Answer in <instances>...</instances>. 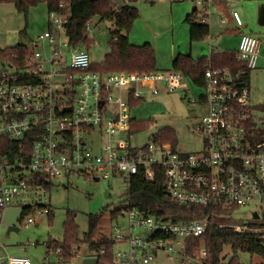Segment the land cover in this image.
Instances as JSON below:
<instances>
[{
    "label": "built area",
    "instance_id": "2783aa9c",
    "mask_svg": "<svg viewBox=\"0 0 264 264\" xmlns=\"http://www.w3.org/2000/svg\"><path fill=\"white\" fill-rule=\"evenodd\" d=\"M188 1L193 4L192 21L200 24H209L220 8L216 0ZM113 3L119 11L130 0ZM231 15L237 26L244 25L236 10ZM228 21L223 14L220 22ZM67 23L66 15L50 13V28L38 37L44 51L36 48L39 43L22 54L0 49V143L8 139L18 145L16 152L7 149L0 155V227L9 207L24 205L30 192L44 191L35 184L36 176L45 175L50 182L121 180L126 201L113 217L124 216L126 222L114 225L107 236L113 249L105 264H151L160 253L179 264H188V258L203 264L205 245L190 254L188 244L206 232L208 217L163 219L132 203L133 181L141 175L147 181L163 178L164 198L180 206L221 211L230 221L220 223V228L264 236V124L252 114L244 69L205 66V92L199 99L205 112L194 125L202 136L199 151L178 149L156 135L138 146L133 143L131 101L158 93L160 85L168 91L177 89L184 74L174 69L95 71L83 41H71ZM260 46L257 36L242 33L236 60L246 69L257 68ZM213 52L224 51L211 47L209 60ZM243 207L250 218L237 221L236 212ZM44 212H50L47 205ZM34 222L32 215L27 217V224ZM51 252L57 261L49 259ZM50 253L46 264H67L58 257L60 248ZM108 253L105 247L90 256L100 263ZM0 264L32 262L8 255L0 257Z\"/></svg>",
    "mask_w": 264,
    "mask_h": 264
},
{
    "label": "rangeland",
    "instance_id": "374dc122",
    "mask_svg": "<svg viewBox=\"0 0 264 264\" xmlns=\"http://www.w3.org/2000/svg\"><path fill=\"white\" fill-rule=\"evenodd\" d=\"M118 3L121 0H117ZM241 16L244 26L240 27L245 33L257 36L261 41L260 60L258 67L250 70L248 85L251 92V108L255 120L264 124V25L259 23V13L264 0H227ZM139 11V17L134 21L129 38L134 44L151 42L156 53L158 70L173 69V59L179 53L191 55L194 59L208 56L211 45L222 50L234 51L237 49L238 35L227 33V27L234 24H220L215 13L212 15L210 35L202 40L191 43L190 24L185 21L187 13H191L193 4L188 0H137L133 2ZM231 8V10H235ZM213 22V23H212ZM88 48L91 62L100 64L110 51V39L113 22L100 20L95 16L90 21ZM50 28V13L44 2L32 7L27 14L19 12L13 3H0V49H11L25 45L33 49L39 43L38 37ZM125 33L126 30H123ZM217 39V40H216ZM192 44V46H191ZM44 51L41 43L36 47ZM50 51V45L47 46ZM159 92L147 95L140 100H132L131 116L143 124L141 129L134 131L133 143L145 145L154 135L165 131L172 132L178 149L199 151L202 147V136L194 130V125L205 112V107L199 102L205 92L204 86L197 85L189 76H184L179 87L173 91L160 85ZM197 100V102L194 101ZM138 101V102H136ZM103 136H100V141ZM99 141V139H98ZM51 188L46 192H30L24 205L48 203L53 210L52 215L41 213V210L32 215L35 222L26 224L27 215L18 221V231H11L5 220L0 227V257L11 255L30 258L32 264H46L48 257L46 243L50 240H63L64 222L68 212L74 215L80 238L83 239L89 229V215L101 214L96 226L93 240L103 236H111L114 225L124 224L126 217L117 219L113 213L120 211L125 205V190L121 180L91 178H73L71 181L55 179ZM107 194V195H106ZM236 220L250 218L248 208H240L236 212ZM201 247H204L202 241ZM74 256L67 264H82L84 258L91 255L87 243L74 247ZM227 262L233 257L241 264H259L262 259L249 253L238 252L236 256L226 248ZM49 259L57 261L56 255L51 252ZM202 258V256H201ZM188 264H202L201 260L194 261L188 258ZM151 264H179L178 261L168 260L160 253Z\"/></svg>",
    "mask_w": 264,
    "mask_h": 264
},
{
    "label": "trees",
    "instance_id": "16d2710c",
    "mask_svg": "<svg viewBox=\"0 0 264 264\" xmlns=\"http://www.w3.org/2000/svg\"><path fill=\"white\" fill-rule=\"evenodd\" d=\"M44 2L47 4L49 13L57 12L68 17L67 29L72 42L83 43L89 47L90 39L87 35V24L95 17L99 16L100 20L117 21L110 39V51L106 53L104 60L100 64L92 65V69L101 73H112L117 71L126 72H151L158 70L156 64L155 49L150 43L135 45L130 41L129 32L134 21L139 17V11L136 7L127 5L123 6L119 11L114 8L113 0H0V3H13L19 12L28 11ZM192 13L186 17V21L190 24V40L191 42L202 41L210 35V25L193 22ZM123 30H126L124 33ZM25 45H19L11 48V51L23 53ZM211 63L216 67H231L233 69H244V79L248 81L250 69H246L243 63L236 60V55L229 51L213 52L211 59L205 56L199 60H195L191 53H180L173 60V69L181 71L184 76L191 77L197 85L204 86L205 66ZM138 102V101H136ZM135 103V102H134ZM131 101V105H133ZM133 131H137L143 127V124L132 121ZM163 142H170L176 146V139L172 132H163L156 135ZM17 144L11 140L4 139L0 143V155L10 149L13 152L17 150ZM35 184H41L44 189L51 188V182L45 175L35 177ZM131 201L145 209H151L158 217L163 219H173L174 221H186L194 218L206 216L209 223L206 232L197 238H192L188 244L190 254L199 248L203 241L207 250V256L203 264H241L237 257H233L226 262L227 255L224 254L226 248L234 253L246 252L251 257L257 255L262 259L259 264H264V236L254 233H234L229 228H220L219 224L228 222L230 219L208 208L180 206L163 196V178L158 177L155 180L147 181L143 176L135 177L131 189ZM44 207L38 204L37 207L31 205L24 206V213L21 217L30 216ZM53 210L48 213L52 215ZM115 213V212H114ZM113 213V214H114ZM101 219V214L89 215V229L85 233L83 239L80 238L78 226L75 223L74 215L68 212L67 219L64 222L63 240H50L46 243L47 253L51 250L60 248L62 250L59 259L66 262L70 261L74 256V247L81 243H87L90 252L100 251L107 247L109 253L107 257H101L99 264H105L112 255L113 243L107 236L93 240V234Z\"/></svg>",
    "mask_w": 264,
    "mask_h": 264
},
{
    "label": "crops",
    "instance_id": "0c3cea01",
    "mask_svg": "<svg viewBox=\"0 0 264 264\" xmlns=\"http://www.w3.org/2000/svg\"><path fill=\"white\" fill-rule=\"evenodd\" d=\"M122 1V0H121ZM137 0H130V6H133V7H136V6H134V4H132L133 2H136ZM216 1H218L219 2V4H220V8L215 12V15H214V17L216 16V19H217V22L218 23H220V24H222L221 22H220V18L222 17V15L223 14H225V15H227L228 16V18H229V21H228V23L227 24H225V25H229V24H234L235 26H234V28L232 27H227L225 30H226V32L227 33H236L237 35H238V44H237V49H238V46H239V41H240V37H241V34L242 33H245V31L243 30V29H241L240 27H242V26H237L236 25V23H235V20L233 19V17H232V15H231V8H235L234 6H232L231 5V3H229V2H227V0H216ZM137 8V7H136ZM234 10V9H233ZM235 10H236V8H235ZM192 12H193V9H192ZM191 12V13H192ZM191 13H187V15H186V17L189 15V14H191ZM185 21H186V18H185ZM213 23V22H212ZM244 26V25H243ZM190 29V28H189ZM210 29H211V25H210ZM211 31V30H210ZM190 34V33H189ZM217 40V39H216ZM130 41H131V39H130ZM132 42V41H131ZM133 43V42H132ZM145 43H150L151 44V42H145ZM192 43V42H191ZM134 44V43H133ZM135 45H138V44H135ZM142 45V44H141ZM191 46H192V44H191ZM211 47H214V46H212L211 45ZM236 49V50H237ZM220 50H222V49H220ZM236 50H234V51H229V50H222V51H229V52H232V53H234L235 54V51ZM181 52H179L178 54H180ZM191 53V52H190ZM177 54V55H178ZM211 54V53H210ZM210 54L207 56V57H209L210 56ZM176 55V56H177ZM176 56L174 57V59L176 58ZM203 57H205V56H203ZM203 57H200V58H203ZM199 58V59H200ZM173 59V60H174ZM199 59H195V60H199ZM170 70H172V69H170ZM166 71H169V70H166ZM44 188V187H43ZM47 190L46 189H44V192H46ZM25 202V201H24ZM38 205V204H37ZM37 205L35 206V207H37ZM42 205H47L49 208H50V210H52L51 209V207H50V205L48 204V203H42ZM24 206H26V205H22V206H11V207H22L23 209H24ZM32 206V205H31ZM33 207V206H32ZM34 207V208H35ZM10 208V207H9ZM8 208V209H9ZM7 209V210H8ZM6 210V211H7ZM37 212V211H36ZM5 214H6V212H5ZM35 213H32L31 215H34ZM22 217V216H21ZM21 217L19 218V220L18 221H21ZM4 220H5V216H4ZM26 223V222H25ZM27 224V223H26ZM30 224V223H29ZM11 231H13V230H11Z\"/></svg>",
    "mask_w": 264,
    "mask_h": 264
},
{
    "label": "water",
    "instance_id": "95a60500",
    "mask_svg": "<svg viewBox=\"0 0 264 264\" xmlns=\"http://www.w3.org/2000/svg\"><path fill=\"white\" fill-rule=\"evenodd\" d=\"M259 23L264 25V6L261 7L259 13ZM107 195V194H106ZM24 209L22 207H10L5 214V221L9 225L10 230L18 231L17 223L19 218L23 215ZM99 258L96 256H88L84 258L82 264H98Z\"/></svg>",
    "mask_w": 264,
    "mask_h": 264
}]
</instances>
